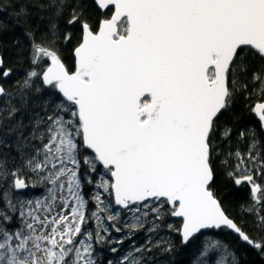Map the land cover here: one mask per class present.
I'll list each match as a JSON object with an SVG mask.
<instances>
[{
	"label": "snow or ice",
	"instance_id": "6c2138e0",
	"mask_svg": "<svg viewBox=\"0 0 264 264\" xmlns=\"http://www.w3.org/2000/svg\"><path fill=\"white\" fill-rule=\"evenodd\" d=\"M93 3L96 16H85L84 5L76 3L65 30L52 24V33L73 45L71 68L61 49L33 43L22 88L52 90L44 97L52 114L37 121L43 124L35 137L41 146L22 154L19 167L9 170L0 156V181L26 188L22 167L50 187L48 196L28 201L26 208L13 204L7 191L0 197L8 210L0 208V264H97L93 241L105 240L104 220L119 218L104 194L133 214L130 230L141 227V214L152 212L160 220L167 211L182 218L174 230L183 244L205 230L227 228L264 251V240H254L227 214L215 187L216 125L236 93L247 91L240 78L247 71L246 55L264 59V0ZM56 7L60 16L68 5L56 0ZM4 63L0 56V76L8 78L11 69ZM251 82L261 92L252 112L264 131V71L253 72ZM5 95L0 85V97ZM230 134L226 128L223 136ZM239 135L251 142L246 153H229L236 164L228 175L235 185L250 186L253 203L246 211L264 230V184L257 182L264 181V154L258 149L264 144L255 129ZM87 185L96 190L90 198ZM9 212L19 213L22 226H6L14 223ZM93 219L95 232L88 230ZM219 246L223 255L215 264H238L228 246ZM125 262L138 264L127 255L120 264Z\"/></svg>",
	"mask_w": 264,
	"mask_h": 264
},
{
	"label": "trees",
	"instance_id": "16d2710c",
	"mask_svg": "<svg viewBox=\"0 0 264 264\" xmlns=\"http://www.w3.org/2000/svg\"><path fill=\"white\" fill-rule=\"evenodd\" d=\"M63 2L68 7L63 8L62 14L57 16L56 0H0V56L4 58V68L11 69L8 78L0 76V85L6 90V95L0 97V156L8 160L6 166L9 170H15L21 165L22 154L30 156L41 146V140L35 137L43 130V124H38L37 121L52 114L44 98L52 90L45 92L42 88L41 92L37 93L34 88L30 90L22 88L27 73L31 70L29 61L33 43L43 42L47 46L61 49L64 62L71 68L74 64L73 45H64L63 40L52 33V24L55 23L59 29L65 30L71 8L76 3L84 5L85 16L94 17L98 11L93 0H63ZM247 51L254 53L255 50ZM245 62L247 71L240 78L247 83V91L236 93L230 110L220 117L216 125L215 187L221 194L227 214L250 237L261 241L264 240V230L258 226L257 217L246 211L253 203L250 186L246 184L237 186L228 175L230 171H235L236 164L235 156H230L229 153L236 151L246 153L251 142L247 138L242 139L240 132L255 129L261 144H264V133L252 112V106L261 99V92L259 85L251 82L253 72L264 71V59L254 54L246 55ZM226 128L231 129L228 138L223 136ZM258 149L264 154V147L258 145ZM21 176L26 182L29 179L41 183L36 173L22 167ZM257 182L264 184L259 177ZM5 191L18 208L23 206L25 200L46 194L44 193L46 189L41 184L36 187L30 186L25 193H19L10 182L0 181V197ZM95 191L91 185L84 188L86 198H90ZM104 198L106 202H110L113 212H119V218L104 225L108 231L101 233L105 236L103 242L93 241L97 264H108L109 261H112V264H120L125 255L129 256V261L134 258L138 264H214L215 257L213 258L211 252L202 255L207 242L211 240L218 245L228 246V251L236 254L238 264H264V251L243 243L238 236L226 228L204 232L199 239L183 246L180 234L174 230L180 227L182 220L171 215L162 218L160 229L154 228L147 233L145 224H142L136 230V234L131 235L126 227L130 213L117 208L111 196L104 194ZM0 208H4L2 203ZM89 208L93 209L91 203ZM4 210L8 211L6 208ZM8 214L14 216V223L6 226L12 228L22 226L18 212ZM261 214L264 215V209H261ZM155 215V213L149 214L148 218ZM169 220L171 224L168 223ZM116 227L121 228V231L117 232ZM88 230L93 232L99 230L97 224L96 227L94 226L93 220L89 221ZM119 240H123V243H117ZM113 247L117 249L116 252L111 250ZM137 248L140 250L136 251Z\"/></svg>",
	"mask_w": 264,
	"mask_h": 264
},
{
	"label": "rangeland",
	"instance_id": "374dc122",
	"mask_svg": "<svg viewBox=\"0 0 264 264\" xmlns=\"http://www.w3.org/2000/svg\"><path fill=\"white\" fill-rule=\"evenodd\" d=\"M27 183L31 187H36L38 184H41L42 187H44L46 189V191L44 192L46 194H44L42 196L41 195H38V196H36L33 199L25 200L23 202V206H25V208L27 206V202L28 201H32L34 203L35 201H37V200H43L44 197L48 196V188L50 187V185H46L42 181H41V183H38V182L35 183V182H33V181H31V180L28 179L27 180ZM57 210H59V209H57ZM110 211L113 212V208L112 207H110ZM143 211H147V210H143ZM107 214L108 213H105L104 215L106 216ZM149 214L152 215V212H149L147 216H143L141 214L142 224H145V226H146L145 229H146V232L147 233H149L154 228L155 229H160L162 226H160L159 224L161 223L162 218L165 217L166 215H169L170 216V214L167 211H164V212L161 213V219L160 220H156L155 219V216H152V217L148 218L149 217ZM93 222H94V226L96 227V221L94 219H93ZM109 222H113V221L104 220L103 221V224H102V227H104V225H106ZM131 222H134V220H133V214L132 213L129 214V217L127 219V224L128 223H131ZM168 223L171 224V220H169ZM129 232H130L131 235H135L136 234L135 233L136 230L133 231V230H130L129 229ZM206 247H207V254L209 252H211L212 255H213V258L215 257V260H214V264H215V261L219 260L221 258V256L223 255V249L217 244V242H213L212 240L210 242H207ZM132 253H134V249H132ZM202 255H206V254H204V250L202 252Z\"/></svg>",
	"mask_w": 264,
	"mask_h": 264
},
{
	"label": "water",
	"instance_id": "95a60500",
	"mask_svg": "<svg viewBox=\"0 0 264 264\" xmlns=\"http://www.w3.org/2000/svg\"><path fill=\"white\" fill-rule=\"evenodd\" d=\"M258 119V118H257ZM263 133H264V131H263ZM24 181H25V183L27 184V182H26V180L24 179ZM28 185V184H27ZM29 185L26 187V188H24V189H19V190H17L16 189V191L17 192H19V193H25L28 189H29ZM114 201V200H113ZM117 208H119L118 206H116ZM174 218H179V217H174ZM179 219H181L182 220V218H179ZM227 229V228H226ZM212 230H219V229H210V230H205L204 232H208V231H212ZM229 230V229H228ZM229 231H231V230H229ZM232 232V231H231ZM232 233H234V232H232ZM235 234V233H234ZM236 235V234H235ZM237 236V235H236ZM181 237V236H180ZM241 240V239H240ZM242 241V240H241ZM243 242V241H242ZM243 243H246V242H243ZM183 244V243H182ZM247 244V243H246ZM187 244H183V246H186ZM251 246V245H250Z\"/></svg>",
	"mask_w": 264,
	"mask_h": 264
}]
</instances>
